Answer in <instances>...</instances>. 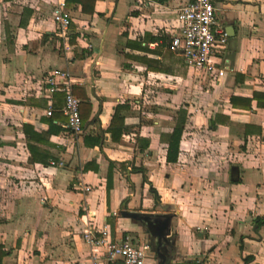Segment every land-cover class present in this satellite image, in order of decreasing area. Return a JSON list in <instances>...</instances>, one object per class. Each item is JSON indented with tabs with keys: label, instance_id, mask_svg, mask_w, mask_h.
Segmentation results:
<instances>
[{
	"label": "crops",
	"instance_id": "crops-1",
	"mask_svg": "<svg viewBox=\"0 0 264 264\" xmlns=\"http://www.w3.org/2000/svg\"><path fill=\"white\" fill-rule=\"evenodd\" d=\"M187 1L71 2L65 50L49 4L0 0L3 264L102 260L83 238L87 225L108 227L116 242L148 244L136 234L142 227L120 216L122 204L172 214L166 264H264V225L254 221L264 218V106L251 99L264 94V0H215L227 34L212 58L221 77L186 67L170 45ZM56 71L68 73L82 102L80 133L66 126L63 91H49ZM118 107L113 141L107 129ZM181 117L178 156L168 162V136ZM23 124L51 132L30 151ZM145 260L158 264L150 250Z\"/></svg>",
	"mask_w": 264,
	"mask_h": 264
},
{
	"label": "built area",
	"instance_id": "built-area-1",
	"mask_svg": "<svg viewBox=\"0 0 264 264\" xmlns=\"http://www.w3.org/2000/svg\"><path fill=\"white\" fill-rule=\"evenodd\" d=\"M49 4L51 18L56 28V34L65 50L71 48L69 34L71 27V13L67 0H38ZM215 0H188L176 11L179 23L178 32L171 37V47L181 52L187 66L197 71L215 74L221 77L224 68H218L212 60L213 52L224 47L227 41L226 32L218 26L215 17ZM59 77L57 81L55 78ZM49 91L64 92V105L61 109L66 117L67 128L74 132L82 131V121L79 114L80 100L71 90L70 77L65 71H56L48 79ZM51 115V109L46 111ZM50 165L62 166L63 162L51 160ZM82 235L86 243L103 251V259L92 254L87 264H145L147 245H134L128 238L116 242L110 239L108 227L94 228L87 225ZM116 261L118 263H116Z\"/></svg>",
	"mask_w": 264,
	"mask_h": 264
},
{
	"label": "trees",
	"instance_id": "trees-1",
	"mask_svg": "<svg viewBox=\"0 0 264 264\" xmlns=\"http://www.w3.org/2000/svg\"><path fill=\"white\" fill-rule=\"evenodd\" d=\"M71 2L74 3H82L84 4L85 2H87V0H67V5H69ZM91 2H93V0H91ZM171 43V41H170ZM264 97V94H260L258 92H254V94L252 95L251 99H255L257 101V105L258 106H264V102H262V98ZM251 99H240L243 103L242 105H244L245 107H250V101ZM232 104H235L236 100L238 101L239 98H235V97H231L230 98ZM81 101L79 104V114H80V118L82 121V115H81ZM63 105H64V92H63ZM118 110L119 107L116 108V110L114 111L112 118H111V122L108 126V131L111 132V137L113 141H117L118 140V135H119V129L122 125V120L118 115ZM52 113V112H51ZM51 116V115H50ZM51 119H49V123H52V116L50 117ZM184 122H185V118L181 117L179 119H177L176 124L173 126L169 136H168V141H167V151H166V161L168 162H175L178 156V149H179V142L181 139V135H182V131L184 129ZM83 125V122H82ZM23 130L26 134V138H27V142H28V146L30 151L31 149V141H36V142H40L43 140V137L46 135L48 136L49 133L51 132H43V133H37L35 132L32 127L28 124H23ZM133 171H140L142 173H144V170H142L141 168H136V167H132ZM107 190H109L110 188V179L107 180ZM255 224L257 226V228H259L260 226L264 225V218L262 217H257L255 220ZM5 255V251H3L1 249L0 246V264L2 263V258ZM245 261H247V258L244 259Z\"/></svg>",
	"mask_w": 264,
	"mask_h": 264
},
{
	"label": "water",
	"instance_id": "water-1",
	"mask_svg": "<svg viewBox=\"0 0 264 264\" xmlns=\"http://www.w3.org/2000/svg\"><path fill=\"white\" fill-rule=\"evenodd\" d=\"M231 179L234 181L238 179V168L236 166L231 167ZM119 214L142 227V232L148 243L146 245L156 256L158 264H166L167 258L172 262L173 257L170 249L173 242L168 237L171 226V213H147L128 210L126 204H122Z\"/></svg>",
	"mask_w": 264,
	"mask_h": 264
},
{
	"label": "rangeland",
	"instance_id": "rangeland-1",
	"mask_svg": "<svg viewBox=\"0 0 264 264\" xmlns=\"http://www.w3.org/2000/svg\"><path fill=\"white\" fill-rule=\"evenodd\" d=\"M186 67H187V65H185ZM136 234H140V236H141V238L143 239L142 241H144L145 240V235H144V233L142 232V230L141 229H138V231H136ZM143 234V235H142ZM140 238V237H139ZM133 242L134 243H137L134 239H133ZM149 251V249H147V251H146V253ZM147 257H148V255H147ZM145 262H146V260H145Z\"/></svg>",
	"mask_w": 264,
	"mask_h": 264
}]
</instances>
